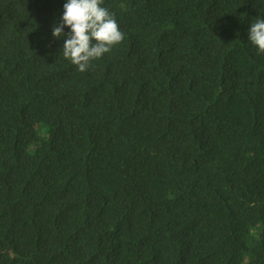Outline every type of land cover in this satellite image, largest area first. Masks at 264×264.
Listing matches in <instances>:
<instances>
[{
	"label": "trees",
	"instance_id": "obj_1",
	"mask_svg": "<svg viewBox=\"0 0 264 264\" xmlns=\"http://www.w3.org/2000/svg\"><path fill=\"white\" fill-rule=\"evenodd\" d=\"M66 2L0 0V264H264V0H104L85 72Z\"/></svg>",
	"mask_w": 264,
	"mask_h": 264
},
{
	"label": "clouds",
	"instance_id": "obj_2",
	"mask_svg": "<svg viewBox=\"0 0 264 264\" xmlns=\"http://www.w3.org/2000/svg\"><path fill=\"white\" fill-rule=\"evenodd\" d=\"M103 5L104 0H67L62 22L53 27L54 37L66 36L63 57L80 72L89 70L93 60L111 53L125 39L115 14ZM65 27L71 31L65 33ZM249 41L259 53H264V19L251 24Z\"/></svg>",
	"mask_w": 264,
	"mask_h": 264
}]
</instances>
